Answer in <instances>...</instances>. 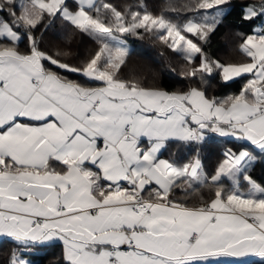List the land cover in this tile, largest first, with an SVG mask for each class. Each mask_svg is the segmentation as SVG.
<instances>
[{"label": "snow or ice", "instance_id": "6c2138e0", "mask_svg": "<svg viewBox=\"0 0 264 264\" xmlns=\"http://www.w3.org/2000/svg\"><path fill=\"white\" fill-rule=\"evenodd\" d=\"M231 7L186 0L157 14L142 0H0V238L14 245L0 264H30L27 250L57 241L61 264H264V185L250 174L252 152L264 154V27L253 29L264 0L240 5L250 32L241 63L203 47ZM56 20L98 45L80 66L70 50L43 47ZM117 34L177 52L199 86L121 79L129 50ZM240 77L238 94H208L210 78ZM211 135L241 145L208 173L200 152ZM173 145L187 162L161 158Z\"/></svg>", "mask_w": 264, "mask_h": 264}, {"label": "trees", "instance_id": "16d2710c", "mask_svg": "<svg viewBox=\"0 0 264 264\" xmlns=\"http://www.w3.org/2000/svg\"><path fill=\"white\" fill-rule=\"evenodd\" d=\"M110 2L119 7H124L125 5L140 3L141 0H110ZM142 2L149 10L159 14L169 3L180 5L185 3L186 0H142ZM253 2H259V0H233V7L226 9L222 23L210 35L208 43L203 45L209 57L224 63H241L247 59L240 51L241 34L247 35L250 32L248 25L240 19L242 13L240 5ZM165 14L173 18L176 16L174 12H166ZM180 15L181 19H184L193 14L181 13ZM256 27H264V22H258L253 25V29ZM117 35L130 47L126 63L122 66L119 73L121 79L136 81L145 87L162 88L169 92H185L190 87L199 86L193 83L191 78L183 75L186 61L177 52L170 50L150 36H145V38L141 39L127 34ZM43 47L50 52H55L58 49L70 50L72 56L66 58L67 62L74 66H80L88 56L97 50L98 45L88 36L75 32L65 23L56 20L46 33ZM60 72L69 79L78 80L81 83L84 82V79L76 73L63 70H60ZM246 82L247 77L237 78L227 84L219 78H210L208 94L221 98L238 94ZM240 145L241 142L239 141L211 135L209 141L200 152L205 171L208 173L213 172L224 159L222 153L227 148H232L234 151L238 150ZM191 155L187 149L173 145L162 154V157L185 163ZM252 155L256 157V162L250 174L258 183L264 185V154H260L256 150L252 152ZM241 188L242 191H247V184L243 180H241ZM201 195H204L205 199H207L209 194L207 190H204ZM13 247V242L10 240H0V262L7 261ZM62 253L63 247L59 243L38 245L27 250L25 258L30 261V264H61Z\"/></svg>", "mask_w": 264, "mask_h": 264}, {"label": "crops", "instance_id": "0c3cea01", "mask_svg": "<svg viewBox=\"0 0 264 264\" xmlns=\"http://www.w3.org/2000/svg\"><path fill=\"white\" fill-rule=\"evenodd\" d=\"M161 158L166 159V158H164V157H161ZM2 239H5V238H0V240H2ZM56 243H59V244L62 245V242H59V241L54 242V243H52V244H56ZM46 245H50V244H46ZM62 247H63V245H62ZM252 259L254 260L255 258H252ZM223 263H229V264H232V261H231L230 259L225 258L224 261H223Z\"/></svg>", "mask_w": 264, "mask_h": 264}, {"label": "rangeland", "instance_id": "374dc122", "mask_svg": "<svg viewBox=\"0 0 264 264\" xmlns=\"http://www.w3.org/2000/svg\"><path fill=\"white\" fill-rule=\"evenodd\" d=\"M119 38V37H118ZM120 39V38H119ZM126 46H127V48H128V50H130V47H129V45L128 44H126Z\"/></svg>", "mask_w": 264, "mask_h": 264}]
</instances>
